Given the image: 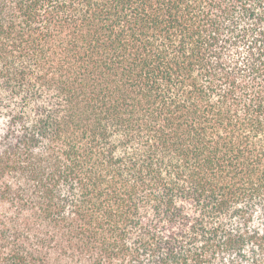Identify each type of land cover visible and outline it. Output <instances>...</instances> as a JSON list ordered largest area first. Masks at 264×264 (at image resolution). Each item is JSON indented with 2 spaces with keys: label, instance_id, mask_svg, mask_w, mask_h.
I'll use <instances>...</instances> for the list:
<instances>
[{
  "label": "trees",
  "instance_id": "obj_1",
  "mask_svg": "<svg viewBox=\"0 0 264 264\" xmlns=\"http://www.w3.org/2000/svg\"><path fill=\"white\" fill-rule=\"evenodd\" d=\"M0 264H264V0H0Z\"/></svg>",
  "mask_w": 264,
  "mask_h": 264
}]
</instances>
